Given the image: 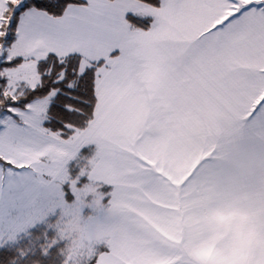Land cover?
Returning a JSON list of instances; mask_svg holds the SVG:
<instances>
[{
  "label": "snow or ice",
  "instance_id": "obj_1",
  "mask_svg": "<svg viewBox=\"0 0 264 264\" xmlns=\"http://www.w3.org/2000/svg\"><path fill=\"white\" fill-rule=\"evenodd\" d=\"M172 141L178 197L264 221V0H0V264H130L129 233L188 264L126 209Z\"/></svg>",
  "mask_w": 264,
  "mask_h": 264
},
{
  "label": "crops",
  "instance_id": "obj_2",
  "mask_svg": "<svg viewBox=\"0 0 264 264\" xmlns=\"http://www.w3.org/2000/svg\"><path fill=\"white\" fill-rule=\"evenodd\" d=\"M144 151L160 164L170 184L161 182L144 191L130 180L126 209L140 223L171 247L179 245L188 264H264V221L243 197L223 199L196 186L178 197L171 185L191 171L187 154L176 141L153 143ZM116 239L130 264H172L171 257L154 258L157 249L142 251L141 237L135 233L117 234Z\"/></svg>",
  "mask_w": 264,
  "mask_h": 264
}]
</instances>
